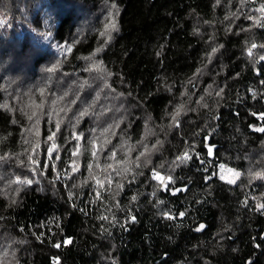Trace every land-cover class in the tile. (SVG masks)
I'll list each match as a JSON object with an SVG mask.
<instances>
[{"label":"trees","instance_id":"1","mask_svg":"<svg viewBox=\"0 0 264 264\" xmlns=\"http://www.w3.org/2000/svg\"><path fill=\"white\" fill-rule=\"evenodd\" d=\"M262 6L0 0V250L18 264H264Z\"/></svg>","mask_w":264,"mask_h":264},{"label":"rangeland","instance_id":"2","mask_svg":"<svg viewBox=\"0 0 264 264\" xmlns=\"http://www.w3.org/2000/svg\"><path fill=\"white\" fill-rule=\"evenodd\" d=\"M103 12H104V15H105V18H106V16H109V14L114 13V9L112 7H108L107 8V6H106V8L103 9ZM19 21H21L22 23H24L21 19H19ZM85 27H86L85 28L86 30H89L88 28H90V29L93 28V25H92V27H91V24L90 25H87ZM49 37H50L49 34H45L43 39L45 41H48ZM215 58L212 59V62L214 61ZM91 63H92V68L94 70L98 71L100 69V67H101L100 66V63L95 58H92L91 59ZM33 117L35 118L36 116H33ZM62 120H66V118L65 119H62ZM60 123H61V121H59L58 124H60ZM37 133H40V132L37 130ZM106 146H107V143H106ZM81 153L82 152L80 151V148L77 147L75 149L74 153H73L74 160H80L81 159V156H82ZM81 167L82 166H81L80 163H76L74 165V168H75V171L74 172L79 171L81 169ZM99 168L97 167V168H95V170L93 172H91L90 179L91 180L92 179H95L96 182L95 181L94 182L96 183V186L97 187L104 188V186H105V178L101 176V174H100L101 171L99 170ZM235 173H239V172H236V171L228 172L227 169H225V171H223L221 173V175L224 176V179L223 180L225 182L230 183L229 181H234V182H231L234 185V183H236L237 180L239 179V176H236ZM110 184H112V182H110ZM12 251H13V249L11 247L3 248L2 250H0V264H18L17 263L16 256H15V254H13Z\"/></svg>","mask_w":264,"mask_h":264},{"label":"snow or ice","instance_id":"3","mask_svg":"<svg viewBox=\"0 0 264 264\" xmlns=\"http://www.w3.org/2000/svg\"><path fill=\"white\" fill-rule=\"evenodd\" d=\"M112 7L115 8L116 5L113 4ZM261 11H264V6H262ZM108 27L111 28L112 30H115L116 27H117V25H116L115 21H113L112 23H110V24L108 25ZM253 47H255V45H253ZM177 114H179V110L177 111ZM254 115H255V114H254ZM262 117H264V114H262ZM57 130H59V125H57ZM257 131H264V128H259V129H257ZM54 136H55V133H53L52 135H50V136L48 137V139H49V140H52ZM75 138L78 140L80 137L77 136V137H75ZM56 148H57V145H55V143H53L52 146L48 149L49 158H51V154H52V152H53ZM94 154H95V153H94ZM209 155H212V149H211V148H209ZM190 158H191V157L188 156L187 153H185L183 157H179L178 159L183 160V159H190ZM29 159L31 160V156L29 157ZM57 159H59L58 156H57ZM33 163H35V161H34ZM89 168H91V165H89ZM220 169H221L222 172L225 171V166H224V165H220ZM74 170H75V169H74ZM227 171H228V172H233L234 170H232V169H227ZM235 175H236V176H239V173H235ZM153 178H154V179L161 180V181L164 180V178L161 177L160 174H159L158 172H155V171H154V173H153ZM221 179H224V176H223V175H221ZM167 180H168V181H171V180H172V177H171V176L167 177ZM229 182L231 183V182H234V181H229ZM25 183L31 184L32 181H30V180H29V181H25ZM165 188H167V185H166V184H165ZM176 191H180V189H176V190H174L173 194H175ZM133 199H135V197H133ZM257 207H258V208H264V205H258ZM181 215H183V213H181ZM169 218H171V217H169ZM135 219H136L135 217H131V221L134 222ZM203 227H204L203 225H200V228H203ZM198 230H199V229H198ZM65 243H70V240H69V241H66ZM55 247H60V245L57 244V245H55Z\"/></svg>","mask_w":264,"mask_h":264}]
</instances>
